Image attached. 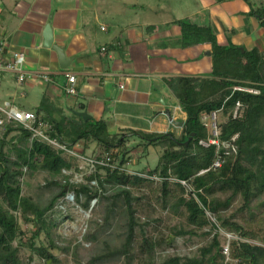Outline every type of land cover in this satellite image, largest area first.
<instances>
[{
	"label": "trees",
	"instance_id": "16d2710c",
	"mask_svg": "<svg viewBox=\"0 0 264 264\" xmlns=\"http://www.w3.org/2000/svg\"><path fill=\"white\" fill-rule=\"evenodd\" d=\"M224 1L228 0H219ZM249 4L250 11L245 14L256 18L258 26L264 30V6H255L251 2ZM178 24L185 46L201 43L211 47L212 63V71L208 76H177L164 80L177 98L182 112L186 114L181 137L177 138L173 133L148 134L136 131L112 135L105 121H85L78 114H57L45 98L41 105L33 110L43 121L52 124L53 137L58 138L62 144L72 149L81 142L85 146L94 143L95 152L92 157L100 160L109 155L110 164L115 166L98 167L96 173L88 177L99 182L100 188L94 190L69 181L63 186L56 180L48 184L61 186L63 196L66 195L65 189L67 193L73 192L79 203L84 195L86 200L82 207L85 210L89 209L92 201L110 198L105 197V184L119 187L118 193L111 199L123 198L127 207L129 222L126 241L114 250H104L94 257L93 262L105 263L115 257H124L126 264H133L130 261L131 249L139 220L132 205L134 197L129 188L149 183L161 184L160 200L163 209L170 210L177 216H185L190 228L189 231L174 229L166 242L173 244L178 236H197L198 232L207 227H210V231L204 232L203 235L214 234L212 242L200 250L199 256L173 257L164 261V264H225L221 230H228L242 239L253 237L239 224L220 215L223 208L230 206L231 200L221 202L214 196L218 193H232L233 197L241 195L245 206H248L254 198L264 194V50L233 44L231 38L235 31L228 34V44L223 45L219 42L218 33L211 27L182 21ZM235 87L256 89L259 94L234 91ZM238 101H241L245 108L242 117L234 120L232 112ZM221 108H224L227 114V121L221 125V139L230 140L239 134L235 143L237 151L226 157L221 169L199 175L202 170L210 168L216 158V147L205 148L199 145L200 140L209 136L202 123V117ZM10 134L15 135L10 141L11 149L7 153L6 138ZM133 135L139 137L141 143L137 146L143 147L144 151L154 146L161 148L163 153L153 169L147 167L131 175L125 167L128 163L127 155L134 149L127 147V141ZM192 135L193 140L188 146L182 144ZM30 137V133L23 128L13 126L0 135V264H30V261L26 262L22 258L24 249L37 254L44 261L50 260L52 264H60L47 247L36 245V239L41 233H45L51 238V248H57L52 233L57 227L56 206L61 196L56 195L46 206H40L32 198L22 194L21 179L24 169L46 172L53 178L64 175L73 170L75 160L47 142L34 140L31 143ZM223 152L225 151L222 150ZM81 153L85 154V151L82 150ZM117 159L120 160L119 163H116ZM99 171H104L105 176L101 177ZM180 180L186 181L187 186L179 182ZM112 214L113 208L109 209L106 225L109 224ZM211 216L216 218L220 226L212 222ZM19 218L25 224L35 227L31 237L28 238L22 231ZM142 231L144 261L154 264V254L161 242L146 238L143 228ZM229 254L236 264H264V245L232 240Z\"/></svg>",
	"mask_w": 264,
	"mask_h": 264
},
{
	"label": "crops",
	"instance_id": "0c3cea01",
	"mask_svg": "<svg viewBox=\"0 0 264 264\" xmlns=\"http://www.w3.org/2000/svg\"><path fill=\"white\" fill-rule=\"evenodd\" d=\"M115 1L119 0H0V33L9 35L10 51L25 54L26 71L47 72L52 78L50 83L26 82V92H36L41 97L34 110L45 98L57 114L80 116L86 113L88 120L105 121L112 135L140 131L173 133L181 137L184 126L176 123L185 122L186 114L164 80L199 76L195 74L197 63L189 61H194L193 51L199 48L184 50L180 47L182 30L179 24L156 22L151 18L132 21L122 18ZM120 1L125 7L123 0ZM236 2L240 4L242 0ZM132 6V11L149 8L146 3ZM238 6H232L236 12ZM149 11L158 14V7L149 8ZM214 18L221 27V19L216 15ZM253 21L260 30L257 20ZM48 25L52 28L54 44L64 48L70 61L67 70L60 68L57 54L44 46ZM239 27L231 38L232 43L248 49L257 47L247 45L248 34L241 25ZM231 31L218 33L221 44H228L226 38ZM261 32L259 37L263 43L264 30ZM102 48L106 51L102 52ZM202 48L204 69L210 74L211 47L203 45ZM259 49L264 50L263 47ZM66 73L74 74L77 79L78 95L69 99H64L68 95L63 91ZM16 88L15 76L2 78L0 100H11L15 95L12 90ZM167 112L173 121L169 120Z\"/></svg>",
	"mask_w": 264,
	"mask_h": 264
},
{
	"label": "rangeland",
	"instance_id": "374dc122",
	"mask_svg": "<svg viewBox=\"0 0 264 264\" xmlns=\"http://www.w3.org/2000/svg\"><path fill=\"white\" fill-rule=\"evenodd\" d=\"M102 2L104 1L100 3ZM123 2L125 3V7L124 5L122 6L120 0L115 1L118 5L117 7L121 10L122 18H126L129 21L148 18L156 22L171 21L174 24H178L179 21H182L193 25L211 27L214 32H224L225 34L228 30H233L236 33L241 25L248 34L247 45L252 44L259 48H264V42L262 43L263 39L261 40L259 37L262 33L261 29H257L254 25L253 19L256 18L251 19L252 17L245 14L250 11V2L255 6H264V0H242L240 4H238L236 0L224 2H219V0H123ZM231 2H233V4ZM142 3L149 5L151 10L155 9L157 6L158 14L150 13L149 8L147 10H131L133 8L132 5H139ZM236 5H239L237 7L239 10L237 9V12L234 10L235 8L232 7ZM109 7L114 8L116 6L109 5ZM214 15L221 19V27L218 24V20L214 18ZM121 16L118 15V17ZM128 20H126V23L129 22ZM225 34L224 36L226 37ZM226 40H228V38H226ZM184 42L185 40L181 33L179 36V45L182 49L185 50L192 47L199 48L193 51V53H195L194 61L189 59V61L197 63L198 65V67H196L198 70L195 74L199 76H208L209 71L204 69L206 63L203 60L204 50L202 48V46L206 44L200 43L193 46H185ZM12 92L15 93L14 96L17 97V102L21 108L34 110L35 106L40 104V95L36 94V92L34 94L32 91L26 92L25 86L21 88L18 87L12 90ZM22 93H25L24 97L21 96ZM69 98V95L68 97H64V99ZM225 121H227V114L224 112L220 117V122L224 123ZM154 130L155 129H152V131ZM14 135L15 134H10L6 138L7 144L5 146V152L7 153H9L11 149L10 141ZM139 143H141V140L135 135L129 137L127 141L128 149L134 148L127 155L128 163L125 167L128 174L131 175L147 167L153 169L163 153L161 148H155L154 146H150L148 150L144 151L142 149L143 147L137 146ZM86 146L83 143L82 146L79 147L80 151L84 150L85 156L92 157L95 152L94 143H90L87 147ZM119 161L120 160L117 159L116 163H119ZM73 163V170L55 178L39 170H23L24 176L21 179V184L22 194L24 196L32 198V200L40 206H46L56 195L61 196L56 206L58 210V213L55 215V217H58L57 227L52 233V239L55 241L57 248H51V238L45 233L39 235L38 239H36V245L39 247H47L49 253L55 255L60 261V264H126V258L124 257H115L105 263L93 262L94 257L104 252V250L108 248L114 250L126 241L129 222L127 207L125 206L123 198L117 200L111 199L112 196L118 193L119 187L105 184L104 194L105 197H110V200L98 199L97 201H92L89 209L85 210L82 207V204L86 200L84 195L81 196V202L79 203L76 201L73 192L67 193V189H65L66 195L63 196L61 186L48 185L53 180H56L62 186L69 181L75 185H86L93 190L100 188L98 180L88 179V177L96 173L95 171L90 172L89 168L82 162H77L75 160ZM99 175L104 177L105 172L99 171ZM160 187V183H149L143 184L140 187L129 188L134 197L132 205L136 211V217L139 220V226L136 227L131 249L132 254L130 261L133 264H147V262L144 261L145 257L142 251V228L146 238L161 242V245L156 249L154 254V264H164V261L173 257H197L200 254V250L212 242L214 234L207 236L203 235L204 232L210 231V227L198 232L197 236H178L175 238L173 244L166 242L168 236L173 234L174 229L179 228L189 231L190 228L187 226L185 216H177L170 210L163 209V204L160 200ZM101 190L102 189H100V191ZM214 198L221 202L231 200L230 206L228 208H223L220 211V215L224 219L239 224L243 227L245 232L251 234L253 237L245 239L248 243L252 245H264V194L254 198L248 206H245V202L241 195L233 197L232 193H218ZM112 205L115 206L113 207ZM111 208L114 209V214H112L109 224L106 225L105 220ZM211 217L212 222L220 226L216 218L214 216ZM19 221L22 231L27 234L28 238L31 237L34 234L35 227L32 224H25L20 218ZM226 233L231 232L228 230H221V244L223 249L229 244V240L225 236ZM231 234L233 235L235 233ZM225 256V264H236V262L232 260L230 254ZM22 258H24L26 262L30 261V264H52V261H44L39 258L37 254H33L28 249L23 250Z\"/></svg>",
	"mask_w": 264,
	"mask_h": 264
},
{
	"label": "built area",
	"instance_id": "2783aa9c",
	"mask_svg": "<svg viewBox=\"0 0 264 264\" xmlns=\"http://www.w3.org/2000/svg\"><path fill=\"white\" fill-rule=\"evenodd\" d=\"M106 48H102V52H105ZM26 63V56L23 52H12L9 46V35L0 34V89L2 86V78L15 76L17 87L21 88L25 86L27 81H41L45 83L52 82L50 73L47 72H29L26 71L24 65ZM66 84L63 87L65 94L69 96H77L78 92L75 87L76 76L74 74L66 73ZM124 89V85L120 86ZM234 91H240L244 93H250L258 95L259 91L252 88L235 87ZM22 97L25 93L21 94ZM245 106L241 101L236 102L234 110L232 112V118L234 120L242 117V112ZM224 113V108L214 111L210 114H205L202 117V123L207 128L209 136L207 139L199 141V145L205 148L216 147V158L210 168L202 170L199 175H203L211 170H219L223 167L226 157L232 153H236L237 147L235 145L239 138V134L234 135L230 140L223 141L221 139V125L220 117ZM225 123V122H224ZM21 127L28 133H30V142L39 140L41 142H47L53 148L62 151L65 156L74 158L77 162H82L89 168L90 172H96L98 167L115 168L110 164L111 157L105 155L103 159L97 160L94 157H87L81 153L79 146L74 148H68L65 144H62L58 138L53 137L54 128L52 124L42 120L33 110H27L21 108L17 102V97L13 96L11 100H0V135H2L8 127ZM222 150L225 152L222 153ZM183 185L187 186L186 181L180 180ZM226 238L229 240V244L224 248V254L229 255V245L232 240H241L247 242L241 237L226 233Z\"/></svg>",
	"mask_w": 264,
	"mask_h": 264
},
{
	"label": "water",
	"instance_id": "95a60500",
	"mask_svg": "<svg viewBox=\"0 0 264 264\" xmlns=\"http://www.w3.org/2000/svg\"><path fill=\"white\" fill-rule=\"evenodd\" d=\"M44 46L45 48L51 49L57 54L60 68L62 70H67L70 67V61L68 57L66 56L64 48H61L54 44V36L52 33V28L49 25L46 27L45 32H44ZM242 51L244 52V49ZM208 55H210V53H208ZM166 115L170 121H173L172 115L170 113L167 112ZM80 116L83 117L85 121H88L89 119V116L86 113H82L80 114ZM176 124L179 125L180 127H183L185 125L184 122H177ZM193 137L194 135L190 136L188 140L182 144H184L185 146H188L189 143L193 140Z\"/></svg>",
	"mask_w": 264,
	"mask_h": 264
}]
</instances>
